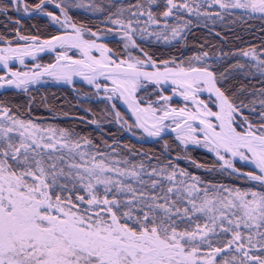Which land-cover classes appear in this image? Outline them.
<instances>
[{
  "label": "snow or ice",
  "instance_id": "obj_1",
  "mask_svg": "<svg viewBox=\"0 0 264 264\" xmlns=\"http://www.w3.org/2000/svg\"><path fill=\"white\" fill-rule=\"evenodd\" d=\"M0 15V264H264V37L227 34L264 25V0H0ZM48 84L104 134L35 114Z\"/></svg>",
  "mask_w": 264,
  "mask_h": 264
},
{
  "label": "trees",
  "instance_id": "obj_2",
  "mask_svg": "<svg viewBox=\"0 0 264 264\" xmlns=\"http://www.w3.org/2000/svg\"><path fill=\"white\" fill-rule=\"evenodd\" d=\"M24 23L30 28L32 24H37L38 26L43 27L46 23L43 19L38 21H28L25 19ZM5 24H9V22L0 15V31H4ZM249 24H252L253 27L248 29L240 24L235 26V33H227L230 38V44L236 47H247L250 44H260L261 37H264V32L260 31V28L264 25L261 24L259 20L249 21ZM206 30L203 28L193 29V35H189L190 44H197L200 42L204 32ZM239 36L240 39H235V36ZM156 47L161 51L169 50L168 46L164 45L162 42L156 44ZM228 50L227 48L225 49ZM47 58V57H46ZM45 58V59H46ZM32 95L36 97L35 101H32L35 114L40 116L49 117V122L58 123L62 126H74L77 127L78 130H82L84 132H89L92 134V137L99 138L102 133L95 125L91 124H82L79 120L74 119V117L79 116H87L88 119H91V115L86 113L81 106L89 107V104L83 100H78L75 94L67 87L55 86V85H47L42 86L40 91H33ZM41 97H46L45 100H42ZM5 98V97H0ZM6 98L11 100L13 103H19L22 105H26L29 103V97L27 94L13 92L6 94ZM45 103L52 104L57 109V115L53 119L52 114L48 111L47 108L44 107ZM93 111H98L102 105H97L95 103L91 104ZM63 112H68L69 116L65 117ZM106 131H111L117 133V137L121 139L123 142H127L129 140V136L127 133H119L117 126L115 125H105ZM132 143L136 144V140L133 138L131 140ZM137 147H140L137 144ZM144 148H152L154 150L159 149V145L154 144H144ZM193 156L200 158L201 160L206 159L199 152L193 153Z\"/></svg>",
  "mask_w": 264,
  "mask_h": 264
},
{
  "label": "water",
  "instance_id": "obj_3",
  "mask_svg": "<svg viewBox=\"0 0 264 264\" xmlns=\"http://www.w3.org/2000/svg\"><path fill=\"white\" fill-rule=\"evenodd\" d=\"M49 85V84H48ZM51 85H55V86H62V85H57V84H51ZM46 86V85H45ZM4 90L0 89V93H2Z\"/></svg>",
  "mask_w": 264,
  "mask_h": 264
},
{
  "label": "rangeland",
  "instance_id": "obj_4",
  "mask_svg": "<svg viewBox=\"0 0 264 264\" xmlns=\"http://www.w3.org/2000/svg\"><path fill=\"white\" fill-rule=\"evenodd\" d=\"M24 21H25V19H24ZM9 24H10V22H9ZM45 58H46V57H45ZM47 59H48V58H46L45 61H47ZM81 107L83 108V110H84L85 108H87L85 105H84V106H81ZM84 111H85V110H84Z\"/></svg>",
  "mask_w": 264,
  "mask_h": 264
}]
</instances>
